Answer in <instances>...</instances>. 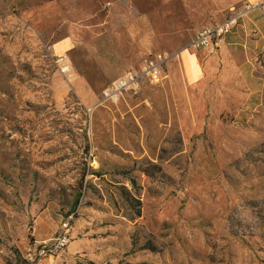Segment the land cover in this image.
<instances>
[{
	"label": "rangeland",
	"instance_id": "obj_1",
	"mask_svg": "<svg viewBox=\"0 0 264 264\" xmlns=\"http://www.w3.org/2000/svg\"><path fill=\"white\" fill-rule=\"evenodd\" d=\"M241 1L0 0V264H264V58L185 50Z\"/></svg>",
	"mask_w": 264,
	"mask_h": 264
},
{
	"label": "built area",
	"instance_id": "obj_2",
	"mask_svg": "<svg viewBox=\"0 0 264 264\" xmlns=\"http://www.w3.org/2000/svg\"><path fill=\"white\" fill-rule=\"evenodd\" d=\"M258 11L264 17V0H249L240 5L229 8L222 19L212 25L200 28L191 38L185 50L206 51L209 54L215 53L219 48L224 36L232 32L238 25L240 19L250 12ZM55 63L62 74L70 72V67L66 63L65 57L55 56ZM178 55L166 53H156L148 55L142 59L137 70H128L112 81L101 91V100L117 103L124 92L137 91L143 85H156L168 78L167 68L170 62L176 60ZM72 216L62 224L61 233L52 241L50 245L43 243L40 249L42 255H54L64 250L70 241L69 224Z\"/></svg>",
	"mask_w": 264,
	"mask_h": 264
},
{
	"label": "crops",
	"instance_id": "obj_3",
	"mask_svg": "<svg viewBox=\"0 0 264 264\" xmlns=\"http://www.w3.org/2000/svg\"><path fill=\"white\" fill-rule=\"evenodd\" d=\"M246 1L249 0H242L240 3L231 5L229 8L240 5L241 3H244ZM224 4L226 5L228 4V2H224ZM219 21H216L215 23ZM236 47L243 48V53H245L247 57L260 56L264 58V17L260 12H250L245 15L242 19H240L235 29L226 36H224L217 50L219 54L224 57L226 53L233 51ZM217 50L215 53H217ZM200 52L207 53L206 51ZM186 58L189 59V57ZM138 67L136 69H138ZM199 76H196V78L192 79L195 81L199 78Z\"/></svg>",
	"mask_w": 264,
	"mask_h": 264
},
{
	"label": "trees",
	"instance_id": "obj_4",
	"mask_svg": "<svg viewBox=\"0 0 264 264\" xmlns=\"http://www.w3.org/2000/svg\"><path fill=\"white\" fill-rule=\"evenodd\" d=\"M80 194H81V193H79L78 198L80 197ZM77 201H78V199L76 200V203H77Z\"/></svg>",
	"mask_w": 264,
	"mask_h": 264
}]
</instances>
